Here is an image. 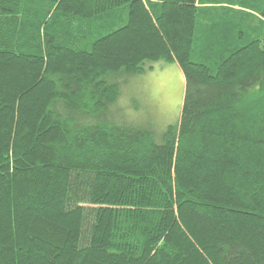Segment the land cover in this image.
Listing matches in <instances>:
<instances>
[{"label": "trees", "instance_id": "trees-1", "mask_svg": "<svg viewBox=\"0 0 264 264\" xmlns=\"http://www.w3.org/2000/svg\"><path fill=\"white\" fill-rule=\"evenodd\" d=\"M0 264H264V0H0Z\"/></svg>", "mask_w": 264, "mask_h": 264}, {"label": "rangeland", "instance_id": "rangeland-1", "mask_svg": "<svg viewBox=\"0 0 264 264\" xmlns=\"http://www.w3.org/2000/svg\"><path fill=\"white\" fill-rule=\"evenodd\" d=\"M129 79L120 110L114 116L116 121L143 125L156 131L168 124L179 127L183 118L181 100L184 82L174 63H153L144 73Z\"/></svg>", "mask_w": 264, "mask_h": 264}]
</instances>
